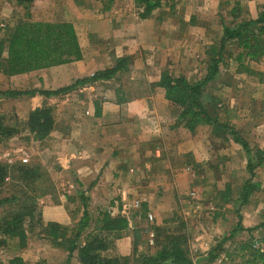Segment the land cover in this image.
I'll list each match as a JSON object with an SVG mask.
<instances>
[{
  "label": "rangeland",
  "instance_id": "obj_1",
  "mask_svg": "<svg viewBox=\"0 0 264 264\" xmlns=\"http://www.w3.org/2000/svg\"><path fill=\"white\" fill-rule=\"evenodd\" d=\"M234 2L240 6L238 21L253 19L264 8V0H162L160 8L141 19L134 0H36L26 5L0 0V37L6 36L19 19L70 22L82 53V59L75 62L79 65L76 69L86 73L79 79L90 77L87 73L94 74L100 67H111L120 58H128L126 68L117 73L118 78L109 80L114 82L108 84L107 95H115L112 90L121 85L132 90L134 96L162 97L159 92H152L151 86L164 71L185 76L191 82L205 77V51L219 40L223 25L235 23L230 15ZM250 65L253 74L239 72L237 65L224 56L220 72L204 88V104L208 112L216 113L220 122L234 127L251 148L264 152V57ZM65 66L13 77L0 74V115L10 118L8 121L17 128L14 136L0 140V165L9 171L0 188V198L18 194L21 200L15 205L32 208L33 217L32 220L27 217L24 225L28 237L26 246L1 247L0 263L7 264L9 259L19 256L26 264L41 261L78 264L77 254L68 259L64 248L43 235L36 219L72 228L85 210L89 215L88 229L94 227L99 212L121 213L129 220V230L113 243L108 251L110 255L129 256L134 246L136 255H154L158 239L176 235L181 237L192 264H240V258L231 261L223 253L209 263L207 253L234 228L239 217L243 230L234 240L226 242L227 252L234 255V243L251 236L264 239V163L251 176L246 169L244 151L224 130L199 124L189 131L178 119L177 109L166 101L164 106L160 105L165 112L161 118L171 120V124L161 123L167 125L165 145L169 154L172 149L174 153L187 150L186 159H176L180 173H187V188L182 191L175 178L166 182L165 176L157 186L155 177L149 173L136 185V197L134 193L126 194L124 202H116L113 207L111 202L116 201V196L94 203L75 176L70 154H56L51 148L47 151L49 142H33L22 124L28 113L44 101L53 107L54 119L63 112L68 121L70 112L81 108L77 104L103 96L102 87L95 86V82L48 99L38 94L18 98L1 95L5 90L32 92L71 86L78 78ZM139 125L141 121L137 122ZM61 127L64 133L69 124ZM148 139L149 136L145 137L147 142ZM142 148L146 150L148 144ZM20 168L36 169L37 175H26L31 178L25 179ZM18 177L21 178L17 182ZM151 178L153 184L145 182ZM245 180L250 181L254 190L240 207L238 193ZM141 197L147 199L151 210L143 205ZM11 206L12 203L0 207V217Z\"/></svg>",
  "mask_w": 264,
  "mask_h": 264
},
{
  "label": "trees",
  "instance_id": "obj_2",
  "mask_svg": "<svg viewBox=\"0 0 264 264\" xmlns=\"http://www.w3.org/2000/svg\"><path fill=\"white\" fill-rule=\"evenodd\" d=\"M15 1L17 4L26 5V3L36 0ZM134 2L140 9L139 17L146 19L153 11L160 8L162 0H134ZM230 15L235 23L232 26L223 25L219 40L205 51L207 68L206 75L202 80L191 82L185 76H173L164 71L160 74L157 82L151 86V89H154L152 91L154 93L159 92L173 108L177 109L178 119L185 123L187 130L193 131L199 124L211 126L217 131L224 130L232 138V141L244 151L247 158L246 169L251 176H254L255 170L264 163V152L257 148H251L247 140L234 127L220 122L216 113L208 112L204 104V88L220 72L219 65L224 56L237 65L239 72L246 74L254 73L251 69V62H258L264 57V8L253 19L238 21L240 6L238 2H234ZM230 45L235 48L229 49ZM81 59L78 35L70 22L19 19L8 30L6 36L0 37V74L6 77L64 66ZM127 62L128 58H120L111 67L97 71L90 77L78 79L73 85L57 90L32 92L5 90L1 92V95L18 98L38 94L46 99L52 98L68 90H75L77 86L97 81H109L126 68ZM8 120L11 119L0 115V140L9 139L17 133L16 126ZM22 126L24 130L27 129L33 142H44L55 127L53 107L44 101L41 106L28 113ZM19 171L23 172L25 179L26 175H37L36 169L20 168ZM8 176L7 167L0 165V188ZM20 178H17V182ZM253 190L254 187L249 180L242 183L238 193L240 207L246 204ZM221 194L226 195V192L222 191ZM223 199L225 202L228 201ZM20 200L21 197L16 193L0 198V207L12 203V206L5 210L0 217V249L3 246L7 249L14 245L21 248L27 244L28 237L24 225L27 217L30 220L33 219L32 208L15 205ZM143 209L145 210V208ZM140 215H144V213L141 212ZM36 221L46 238L67 251L68 259H71L74 253L77 254L78 264H192L183 247L181 237L176 235H169L165 240L158 239L157 251L154 255H136L135 246L129 256L110 255L108 251L113 243L121 239L129 230V220L121 213L113 215L106 211L99 212L92 229H88L89 215L85 210L82 218L72 228L58 223H44L39 217ZM242 230L239 217L234 228L210 248L207 253L208 262H213L223 253L225 258L231 261L233 258H240L242 261L240 264H264L263 238L251 236L247 240L235 242L234 255L225 250L226 242L234 240L236 234ZM159 235V233L156 235L157 238ZM7 264H26V262L16 256L9 259ZM34 264H44V262Z\"/></svg>",
  "mask_w": 264,
  "mask_h": 264
},
{
  "label": "crops",
  "instance_id": "obj_3",
  "mask_svg": "<svg viewBox=\"0 0 264 264\" xmlns=\"http://www.w3.org/2000/svg\"><path fill=\"white\" fill-rule=\"evenodd\" d=\"M65 67L75 75V78L79 79L86 74L82 69H76L79 65L75 62ZM99 70L104 68L100 67ZM87 74L91 76L93 73ZM111 82L114 81L96 82L95 86L102 87L103 96L96 101L77 104L81 108L77 107L74 112H70L71 119L67 118L68 121L63 112L59 113L58 118H55L53 132L45 140L49 142L47 151L51 148L56 154L62 152L64 155L70 154L75 176L79 184L87 189L94 203H98V200L104 201L105 198L112 200L113 198H110L116 196V201L111 202L113 204L110 207H113L116 202L120 204L124 202L126 194L134 193L133 196L136 197L138 195L135 191L138 188L136 185L141 179L147 178L149 173L155 177V185L165 176L166 182L175 178L178 188L185 190L189 179L185 176L186 172L180 173L177 165L179 160L176 163V159H186L187 150L174 153L172 149L169 154L165 145L167 125L161 123L168 121V124H171V120L161 118L165 112L160 105L166 104V100L159 95L144 98L134 96L132 90H127L121 85L115 86L112 90L115 91V95L112 93L107 95L108 84ZM138 121H141L139 126ZM88 123H91V126ZM64 124H69V127L66 128L67 131L61 133L63 132L61 126ZM147 136L148 142L145 140ZM184 138L188 140L186 134ZM145 144H148L146 150L142 148ZM151 181L145 182L153 184L152 178ZM103 193L104 195H101ZM94 194H98V197L94 198ZM173 196L175 198L176 195ZM142 200L143 205L151 210L150 205L146 203L147 199L143 197Z\"/></svg>",
  "mask_w": 264,
  "mask_h": 264
},
{
  "label": "built area",
  "instance_id": "obj_4",
  "mask_svg": "<svg viewBox=\"0 0 264 264\" xmlns=\"http://www.w3.org/2000/svg\"><path fill=\"white\" fill-rule=\"evenodd\" d=\"M135 206H137V204ZM149 218H150V216H149Z\"/></svg>",
  "mask_w": 264,
  "mask_h": 264
}]
</instances>
